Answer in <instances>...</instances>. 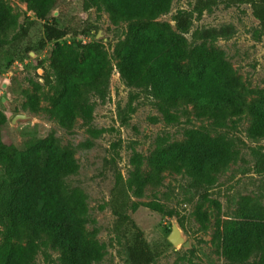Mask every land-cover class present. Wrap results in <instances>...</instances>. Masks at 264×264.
<instances>
[{"label":"trees","instance_id":"1","mask_svg":"<svg viewBox=\"0 0 264 264\" xmlns=\"http://www.w3.org/2000/svg\"><path fill=\"white\" fill-rule=\"evenodd\" d=\"M20 1L43 24L44 41L38 49L54 43L49 51L53 85L48 76L43 77L51 90L49 107L34 110L44 111L64 129L71 130L77 120L90 123L94 104L89 96L103 97L108 78L116 70L126 87L148 90L169 122V109L191 105L195 117L208 119L215 127H222L230 118L247 116L248 135L264 138V90L246 87L223 51L205 43L190 47L184 37L189 13L179 12L174 27L158 21L169 12L172 0H85L103 9L112 26H126L123 39L111 47V54L101 40L91 41L97 33L92 25L79 32L59 27L57 18L51 17L59 0ZM227 3L250 5L264 31V0ZM213 4L199 0L195 9L201 13ZM17 27L18 15L0 0V33L6 36ZM67 36L73 39L72 44L57 43ZM80 38L89 41L82 43ZM4 123L0 113V128ZM184 136L182 142L157 147L145 159L133 153L126 183L116 185L110 193L113 233L124 245V264H152L159 256L129 217L127 192L141 197L146 186L160 184L164 172L190 176L195 188L210 187L232 160L230 144L223 138L199 130H188ZM0 166L5 175L0 182V264H34L42 246L57 252L60 264L101 260L102 246L85 228L86 197L64 183L65 177L78 170L70 149L60 147L53 135L23 151L0 138ZM144 166L148 172L143 171ZM131 209L135 211L136 205L131 204ZM193 215L200 229L207 230L209 218L201 204H196ZM213 240L229 263H244L257 255V264H264V207L249 197L241 198L233 219L216 222Z\"/></svg>","mask_w":264,"mask_h":264},{"label":"rangeland","instance_id":"2","mask_svg":"<svg viewBox=\"0 0 264 264\" xmlns=\"http://www.w3.org/2000/svg\"><path fill=\"white\" fill-rule=\"evenodd\" d=\"M5 1L18 15V27L6 36L0 33V113L5 117L0 138L23 151L53 135L60 147L72 151L78 170L65 177L64 183L86 197L85 228L94 234L103 253L94 264H124L125 249L113 233L115 217L109 203L112 189L126 183L131 155L139 153L145 159L157 147L182 142L188 130L223 138L230 144L232 160L210 187L195 188L190 176L164 172L160 184L146 186L141 197L127 192L129 217L149 246L159 252L152 264H257V255L244 263H229L220 256L213 240L216 222L233 219L241 198L249 197L254 204L264 207V138L248 135L249 118H230L222 127H215L212 121L195 117L191 105H180L169 109V122L148 90L126 87L115 70L108 78L103 97L89 96L94 104L90 123L84 125L77 120L71 130H66L44 111L34 110L49 107L47 97L51 90L43 77L48 76L53 85L49 51L54 43L39 50L44 41L42 22L20 0ZM198 1L172 0L169 12L158 21L174 27L179 12L189 13L190 25L184 37L190 47L205 43L223 51L246 87L264 90V31L253 17L250 5L201 0L214 4L200 13L195 9ZM51 17L57 18L59 27L70 31L79 32L92 25L97 33L91 41L101 40L109 54L126 30L125 24L112 26L103 9H96L85 0H59ZM23 30L26 31L22 33ZM21 33L23 36L13 40ZM57 43L72 44L73 39L67 36ZM16 115H24L26 120L13 122ZM148 170L143 167L144 172ZM4 179L0 166V182ZM131 204L136 205L135 211ZM196 204H201L208 215L209 227L205 231L194 219ZM173 219L189 243L188 248L175 249L166 242ZM34 264H60L59 254L42 246Z\"/></svg>","mask_w":264,"mask_h":264},{"label":"water","instance_id":"3","mask_svg":"<svg viewBox=\"0 0 264 264\" xmlns=\"http://www.w3.org/2000/svg\"><path fill=\"white\" fill-rule=\"evenodd\" d=\"M16 120L24 121L26 120V116L24 115H16L13 118V122ZM167 241L170 243L175 249L179 247L188 248L189 243L185 241V238L182 235L181 229L178 226V222L173 219L171 221V230L167 236Z\"/></svg>","mask_w":264,"mask_h":264},{"label":"built area","instance_id":"4","mask_svg":"<svg viewBox=\"0 0 264 264\" xmlns=\"http://www.w3.org/2000/svg\"><path fill=\"white\" fill-rule=\"evenodd\" d=\"M78 40H80L82 43H86V41L85 40H87L86 38H83V39H78ZM115 71V70H114Z\"/></svg>","mask_w":264,"mask_h":264}]
</instances>
